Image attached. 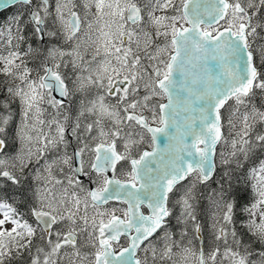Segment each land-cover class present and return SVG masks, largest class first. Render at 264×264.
Listing matches in <instances>:
<instances>
[{
  "label": "snow or ice",
  "instance_id": "6c2138e0",
  "mask_svg": "<svg viewBox=\"0 0 264 264\" xmlns=\"http://www.w3.org/2000/svg\"><path fill=\"white\" fill-rule=\"evenodd\" d=\"M82 7L0 0V264H264V0Z\"/></svg>",
  "mask_w": 264,
  "mask_h": 264
},
{
  "label": "trees",
  "instance_id": "16d2710c",
  "mask_svg": "<svg viewBox=\"0 0 264 264\" xmlns=\"http://www.w3.org/2000/svg\"><path fill=\"white\" fill-rule=\"evenodd\" d=\"M51 2H52V0H51ZM13 11H14V9H9V10H6V11L0 13V21H2L5 17L10 16ZM28 44H31L33 49L38 50V51H33V52L29 53V55L25 57V60L28 63V67L29 68H34L43 59V56L41 55V52H45L47 50V48L52 47L53 45H57V41L52 40L47 45H42L39 41L36 40L35 37H30V39L28 40L27 43L21 44V46H20L21 51H27ZM0 54H6L5 49L3 47H0ZM4 79H5V77L3 75H0V81H4ZM13 107H15V106H13ZM238 129H239V124L237 122V129L236 130H238ZM225 131H227V130L225 129ZM229 150H230V146L229 145H222L221 144V145H218L217 146V154H218L217 155V163L218 164H219V153L221 151H224L225 153H227ZM176 211L178 212L179 209L177 208ZM173 223H175V222H173ZM209 236H210V232L208 230H206L204 232V237H205V250L206 251L208 249V239H209ZM194 247L198 250V248H199V242H195L194 243ZM221 251H223V245H221ZM190 259H191V262H189L188 264H197L198 263V260H197V257L196 256L190 255ZM179 264H187V263L185 262L184 259H181L179 261ZM224 264H228L227 260L224 261Z\"/></svg>",
  "mask_w": 264,
  "mask_h": 264
},
{
  "label": "rangeland",
  "instance_id": "374dc122",
  "mask_svg": "<svg viewBox=\"0 0 264 264\" xmlns=\"http://www.w3.org/2000/svg\"><path fill=\"white\" fill-rule=\"evenodd\" d=\"M62 2H66V0H62ZM74 2L77 5V8L75 10H77L83 16L82 0H74ZM52 4H53V6L55 5V0H52ZM71 7H72V5L68 4V8H66L65 11H67ZM92 12H95L94 8H92ZM57 45H58V42H57ZM58 46H63V45H58ZM41 55L43 56V58L46 57L47 56V50L45 52H41ZM49 63H51V61H49ZM0 67H2V64H0ZM0 99H2V97H0ZM13 106H15V105H13ZM50 111H51V109H50ZM45 118H48L47 114H45ZM65 166H63V167H65ZM185 262L187 264L189 262H191L190 255L187 256V259L185 260Z\"/></svg>",
  "mask_w": 264,
  "mask_h": 264
},
{
  "label": "flooded vegetation",
  "instance_id": "af4514ba",
  "mask_svg": "<svg viewBox=\"0 0 264 264\" xmlns=\"http://www.w3.org/2000/svg\"><path fill=\"white\" fill-rule=\"evenodd\" d=\"M49 111H50V110H49ZM70 115H74V113H70ZM69 153H71V149H69ZM50 156H51V154H49V157H50ZM64 168H65V171H67V166H65ZM104 207H105V208H117V209H120V208H124L125 205L120 204V203H117V202H110L109 205H105ZM144 211L146 212V210H144ZM116 215H122V213H121L120 211H117V212H116ZM121 243H124L125 246H127V245H126V242H125V240H124L123 237H121Z\"/></svg>",
  "mask_w": 264,
  "mask_h": 264
},
{
  "label": "water",
  "instance_id": "95a60500",
  "mask_svg": "<svg viewBox=\"0 0 264 264\" xmlns=\"http://www.w3.org/2000/svg\"><path fill=\"white\" fill-rule=\"evenodd\" d=\"M5 10H7V9H5ZM5 10H4V11H5ZM213 63H215V62H213ZM158 143H159V145H160L161 148L164 147V142H159V141H158ZM217 146H218V145H217ZM113 202H115V201H113ZM117 203H118V202H117ZM125 207H126V205H125Z\"/></svg>",
  "mask_w": 264,
  "mask_h": 264
}]
</instances>
